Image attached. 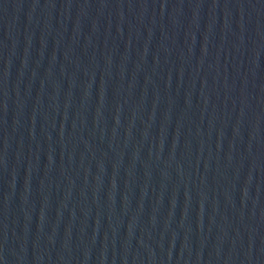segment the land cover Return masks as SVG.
<instances>
[{
	"label": "water",
	"instance_id": "water-1",
	"mask_svg": "<svg viewBox=\"0 0 264 264\" xmlns=\"http://www.w3.org/2000/svg\"><path fill=\"white\" fill-rule=\"evenodd\" d=\"M0 264H264V0H0Z\"/></svg>",
	"mask_w": 264,
	"mask_h": 264
}]
</instances>
